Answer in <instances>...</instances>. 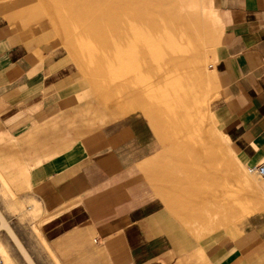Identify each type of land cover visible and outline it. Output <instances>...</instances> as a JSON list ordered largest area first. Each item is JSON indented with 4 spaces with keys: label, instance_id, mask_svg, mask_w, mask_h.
<instances>
[{
    "label": "rangeland",
    "instance_id": "obj_1",
    "mask_svg": "<svg viewBox=\"0 0 264 264\" xmlns=\"http://www.w3.org/2000/svg\"><path fill=\"white\" fill-rule=\"evenodd\" d=\"M217 9V0H0V22L17 37L49 43L62 79L51 91L55 102L47 104L55 112L35 118L18 137L0 133V264H59L40 236L36 203L25 196L31 190L29 163L52 152L59 138L63 148L73 146L128 114L142 115L157 141V153L140 173L142 196L165 207L177 239L223 241L261 206L254 199L262 178L250 173L215 110L223 91L214 68L223 46ZM79 26L114 29L84 32ZM139 27L152 29L157 44L165 46L155 57L169 63L166 78L174 99L156 98L151 85L133 86L139 72L116 70L128 62L116 52L120 36ZM191 56L199 62L194 69L188 68ZM185 73L194 83L188 95Z\"/></svg>",
    "mask_w": 264,
    "mask_h": 264
},
{
    "label": "crops",
    "instance_id": "obj_2",
    "mask_svg": "<svg viewBox=\"0 0 264 264\" xmlns=\"http://www.w3.org/2000/svg\"><path fill=\"white\" fill-rule=\"evenodd\" d=\"M217 8L223 46L214 68L223 91L215 110L245 164L264 165V0H217ZM48 44L17 37L0 22V133L18 137L35 118L55 112L47 104L55 102L51 91L62 79ZM154 137L142 115L128 114L73 146L63 148L59 138L52 152L29 163L31 190L25 196L36 203V225L55 260L264 264V175L254 199L261 206L223 241L177 239L175 221L165 207L142 196L140 173L157 153Z\"/></svg>",
    "mask_w": 264,
    "mask_h": 264
},
{
    "label": "bare ground",
    "instance_id": "obj_3",
    "mask_svg": "<svg viewBox=\"0 0 264 264\" xmlns=\"http://www.w3.org/2000/svg\"><path fill=\"white\" fill-rule=\"evenodd\" d=\"M121 19H122L121 21H123V23H125L127 21V19L124 18V15L121 17ZM113 29L114 28H108V27L107 28H87L85 26H82V27L79 26L76 28V30L84 31V32L87 30L106 32V31H110ZM120 37H121L122 44H121V46L118 47L116 52L118 53L119 56H121L125 60V62H127V61L128 62L122 64V66L118 67V69H116V70L119 73H121L122 75L135 74V73L139 72V74L141 75L140 77L131 79V80H133L132 81L133 86L146 87L148 85H151V92L155 95H158V97L156 96V98H159L160 95H166L168 97L173 98V96H172V94L174 93L173 89L171 88V85H169L167 83V78H166V75L169 72V63L162 61L159 58L155 57V55L157 53H159V51H162L165 46L163 47V46H161V44L160 45L157 44V42L155 41L156 34L154 33V31L152 29H149V28H140V27L139 28H133V29H127V30H125L124 34H122ZM96 44L97 43H94L92 46L89 45V47L91 46L90 48L93 49V48H95ZM135 55H139L140 57H138V59H136L134 57ZM198 65H199L198 59L191 56V59H190L189 64H188V68L194 69V68L198 67ZM110 68L114 69L113 66ZM185 76L183 75V79H184V82H185V85L187 88V95H188V93L190 92L188 90V87L193 82L190 81V78L187 77L186 73H185ZM123 78H125V77H123ZM128 80H129V77L127 76L125 78V81L128 82ZM163 97L164 96H162V98ZM185 97H187V96H185ZM185 97L182 96L183 99ZM140 101L141 102H147V101H149V99L147 97H141ZM156 104H158V103H156V101H155V104H153V105H156ZM168 105H164V106H168ZM155 107H157V106H155ZM161 108L163 109V107H161ZM159 110H160V108H159ZM176 120L178 121V122L176 121L177 124H179L180 123L179 120L181 121L182 118H180V119L178 118ZM252 168L253 167L250 168V173L256 174L259 177L262 176L259 173L252 171ZM26 256H27V254H26ZM28 259L30 260L29 257H28ZM30 262H31V260H30Z\"/></svg>",
    "mask_w": 264,
    "mask_h": 264
},
{
    "label": "built area",
    "instance_id": "obj_4",
    "mask_svg": "<svg viewBox=\"0 0 264 264\" xmlns=\"http://www.w3.org/2000/svg\"><path fill=\"white\" fill-rule=\"evenodd\" d=\"M252 171L259 173L260 175H264V165H259V166H255L252 168ZM2 259L0 256V263H1Z\"/></svg>",
    "mask_w": 264,
    "mask_h": 264
}]
</instances>
